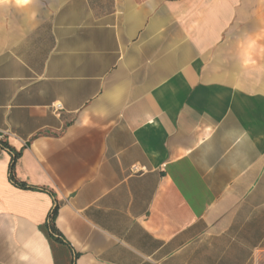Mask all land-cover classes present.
Masks as SVG:
<instances>
[{
    "label": "crops",
    "instance_id": "crops-1",
    "mask_svg": "<svg viewBox=\"0 0 264 264\" xmlns=\"http://www.w3.org/2000/svg\"><path fill=\"white\" fill-rule=\"evenodd\" d=\"M0 264H264V0H0Z\"/></svg>",
    "mask_w": 264,
    "mask_h": 264
},
{
    "label": "trees",
    "instance_id": "trees-1",
    "mask_svg": "<svg viewBox=\"0 0 264 264\" xmlns=\"http://www.w3.org/2000/svg\"><path fill=\"white\" fill-rule=\"evenodd\" d=\"M16 156V155H15ZM9 170H10V173H9V177H10V180H11V182L13 183V184H15V185H17V186H19V187H21V188H28L25 184H23V183H21V182H18L17 180H15V178H14V174H13V162H11V165H10V168H9ZM55 210H53V212H54ZM53 215V214H52ZM53 229V227L51 228V230Z\"/></svg>",
    "mask_w": 264,
    "mask_h": 264
},
{
    "label": "built area",
    "instance_id": "built-area-1",
    "mask_svg": "<svg viewBox=\"0 0 264 264\" xmlns=\"http://www.w3.org/2000/svg\"><path fill=\"white\" fill-rule=\"evenodd\" d=\"M59 109V106H56V110H58Z\"/></svg>",
    "mask_w": 264,
    "mask_h": 264
}]
</instances>
